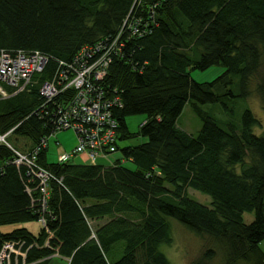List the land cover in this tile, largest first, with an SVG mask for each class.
Masks as SVG:
<instances>
[{
  "label": "trees",
  "instance_id": "obj_1",
  "mask_svg": "<svg viewBox=\"0 0 264 264\" xmlns=\"http://www.w3.org/2000/svg\"><path fill=\"white\" fill-rule=\"evenodd\" d=\"M136 19L140 34L130 35L127 23ZM113 39L119 53L109 49L101 85L121 103L111 108L116 161L48 162L47 140L34 154L54 132L40 84L80 48ZM19 50L46 63L23 90L0 98V134L10 130L7 143L34 154L35 165L9 162L13 153L0 145V225L43 214L50 235L21 226L0 232V245L34 243L26 256L32 264L52 254L65 264H172L160 250L170 243L172 218L214 241L189 264H264V129L253 132L257 118L247 108L237 125L197 106L226 109L229 99L248 97L258 75L253 91L264 111V0H0V51ZM215 64L223 71L209 81L189 75ZM188 102L201 121L194 135L176 124ZM136 114L143 120L129 131L125 119ZM135 136L145 141L118 144ZM18 137L30 141L25 150L15 146ZM36 166L50 175L44 197ZM188 189L207 195L209 205ZM243 212L252 213L249 222Z\"/></svg>",
  "mask_w": 264,
  "mask_h": 264
},
{
  "label": "built area",
  "instance_id": "obj_2",
  "mask_svg": "<svg viewBox=\"0 0 264 264\" xmlns=\"http://www.w3.org/2000/svg\"><path fill=\"white\" fill-rule=\"evenodd\" d=\"M137 22L138 19L127 23L130 35L140 34L136 27ZM114 42L115 39L111 40L108 46L98 42L80 48L69 63L61 65L50 79L40 84L39 94L44 103L51 102L50 119L54 132L70 129L75 136L74 146L69 152L62 153L57 157L59 162H65L73 156L83 155L86 164H95L97 163L96 159L99 158L104 160L107 165H111L118 158L115 145L117 143L116 121L111 115V108L119 107L121 103L114 90L110 95H107V91L101 85L105 68L111 60L109 49L114 48V54L119 53V48L114 47ZM97 52L99 56L90 60ZM45 63L46 58L38 52L25 53L19 50L14 53H6L0 51V98H6L23 90L31 82L32 74L40 72ZM4 86L10 88V92ZM9 131L0 134V145L9 148L13 153L9 162L29 167L35 165L34 154L38 148L43 147L47 137L54 133L52 132L46 138H40L39 144L33 150L34 154L29 156L12 148L7 143L6 136ZM33 176L38 180L42 197L46 196L49 173L36 166ZM41 205V212H44L43 200ZM37 222L50 235L46 229L43 214L39 216ZM34 245L32 243L22 248L23 241H4L0 245V264L34 263L26 260L27 250ZM51 256L57 255L52 254Z\"/></svg>",
  "mask_w": 264,
  "mask_h": 264
},
{
  "label": "rangeland",
  "instance_id": "obj_3",
  "mask_svg": "<svg viewBox=\"0 0 264 264\" xmlns=\"http://www.w3.org/2000/svg\"><path fill=\"white\" fill-rule=\"evenodd\" d=\"M264 68V63H261L260 70ZM223 71L221 65H212L204 70L190 69V77L198 82L209 81L219 75ZM258 75H255V80L250 81V93L248 97L244 99H229L226 101V109H224L220 103H204L197 104L200 110L212 114L219 121L230 119L233 123L239 125L240 116L243 109H249L253 115L257 118V124L253 127V132L258 134L264 129V111L261 108V103L258 96L253 91L254 81H256ZM227 116V117H226ZM143 115L136 114L126 117L125 123L128 130L135 131L138 125L142 122ZM176 124L179 128L184 131L196 134L201 126V121L198 116L194 113L191 104L185 103L180 114L176 119ZM8 140H12L11 137ZM145 141L144 137L135 136L127 140H121L118 142L119 145H135ZM28 139L18 137L15 146L20 148L21 144L25 146V150L29 144ZM75 144V136L72 130H57L52 133L47 139V147L45 152V159L48 162L57 161V157L62 154L69 152ZM83 158V155H80ZM85 158V157H84ZM70 162H79L77 156H73L69 159ZM97 164L107 165V163L97 158ZM126 167L132 168L131 163L125 162ZM188 196L204 205H209L210 199L207 195L202 194L194 189L187 190ZM242 219L244 222H249L252 219V213L243 212ZM170 227V243L160 245V250L164 253L167 259L172 264H189L190 262L197 259L201 253L206 249L214 246V241L207 238L206 236H200L195 234L193 231L187 229L183 225L179 224L172 218H167ZM26 227L32 233H36L40 225L37 221L19 222L0 225V232H8L17 227ZM260 248L264 253V242L259 243ZM219 260V255L215 256L214 261ZM45 264H65V261L56 256H51L47 259Z\"/></svg>",
  "mask_w": 264,
  "mask_h": 264
},
{
  "label": "crops",
  "instance_id": "obj_4",
  "mask_svg": "<svg viewBox=\"0 0 264 264\" xmlns=\"http://www.w3.org/2000/svg\"><path fill=\"white\" fill-rule=\"evenodd\" d=\"M130 131V130H129ZM46 147H47V144H46ZM78 158H79V162H71V163H75V164H80V163H82V164H86L85 163V158L83 157V158H81V156H77Z\"/></svg>",
  "mask_w": 264,
  "mask_h": 264
},
{
  "label": "bare ground",
  "instance_id": "obj_5",
  "mask_svg": "<svg viewBox=\"0 0 264 264\" xmlns=\"http://www.w3.org/2000/svg\"><path fill=\"white\" fill-rule=\"evenodd\" d=\"M49 59V58H48ZM50 62V61H49ZM35 79V78H34ZM33 80V79H32ZM119 148V147H118ZM119 150V149H118ZM106 166V165H105Z\"/></svg>",
  "mask_w": 264,
  "mask_h": 264
}]
</instances>
